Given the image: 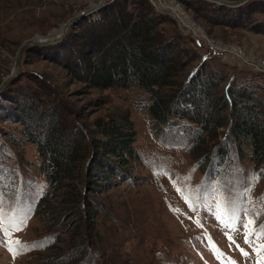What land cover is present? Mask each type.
Segmentation results:
<instances>
[{"label":"rangeland","instance_id":"rangeland-1","mask_svg":"<svg viewBox=\"0 0 264 264\" xmlns=\"http://www.w3.org/2000/svg\"><path fill=\"white\" fill-rule=\"evenodd\" d=\"M97 1L0 0V84L15 73L18 50L26 39L59 34L69 18ZM241 6L223 7L234 10ZM182 7L184 18L219 42L228 58L222 61L197 40V35L185 36L176 22L184 45L198 52L182 79L205 63L227 72L220 90L229 84L260 82L262 86L257 87L264 101V76L254 74L252 66L264 64V34L214 24L189 6ZM166 27L171 29L169 24ZM49 47H26L18 76L0 93V201L10 220L28 217L22 230L12 231L11 239L43 246L14 258L0 244V264H221L211 248L213 243L237 264H255L252 247L244 244V229L238 224V231L231 235L250 253L249 258L230 243L227 230L214 215L217 193L239 211L241 221L247 219L245 209L249 215L264 209L260 202L264 197V166L256 167L251 149L247 148L248 155L241 159L230 147L232 154L222 158L218 148L226 139L219 128L216 138L212 134L204 145L198 143L203 154H194L197 126L182 119L175 125L158 122L150 110L153 98L139 87L90 88L56 61L57 53ZM22 86L58 93L69 102L73 118L85 126L86 140L92 144L88 165L96 157L93 140L106 139L103 132L109 125L136 131L135 157L124 165L117 157L108 156L115 164L107 179L90 176L84 168L83 176L74 170L54 188L41 171L39 146L25 136L22 122L13 116L4 120L11 109L3 104L14 109L17 104H10L9 97L16 96L17 87ZM93 169L92 175L97 174L98 165ZM257 175L260 179L253 180ZM187 176L190 181L181 179L173 184V179ZM247 188H251L250 194ZM185 195L197 201V211L189 207ZM76 196V206L69 209ZM261 224L264 214L256 219V225ZM0 239L7 242L8 237L0 233Z\"/></svg>","mask_w":264,"mask_h":264},{"label":"trees","instance_id":"trees-1","mask_svg":"<svg viewBox=\"0 0 264 264\" xmlns=\"http://www.w3.org/2000/svg\"><path fill=\"white\" fill-rule=\"evenodd\" d=\"M184 1L211 23L264 34V19L258 17L264 16V0H250L234 10L207 0ZM99 12L97 21L83 19L61 43L49 47L57 53L56 61L90 88L139 87L150 94L154 100L150 110L158 122L175 125L182 119L197 126L194 154H203L204 148L198 143L204 145L212 134L216 138L218 129L223 128L226 140L218 148L222 158L232 154L231 147L244 159L250 148L256 167L264 166L260 82L229 84L220 90L227 72L205 63L182 79L198 52L184 45L176 21L168 14L157 13L149 0H114ZM23 87H17L16 96L9 97L13 102L10 104H17L14 109L3 104L11 111L1 118H19L25 136L39 146L41 171L54 188L70 178L74 170L83 176L84 168L90 176L107 179L115 164L108 156L117 157L124 165L135 157L136 131L109 125L103 132L106 139L93 140L96 157L88 165L92 144L86 140L85 126L73 118L69 102L58 93ZM95 164L98 172L92 175ZM70 202L73 205L68 208L72 209L77 196Z\"/></svg>","mask_w":264,"mask_h":264},{"label":"snow or ice","instance_id":"snow-or-ice-1","mask_svg":"<svg viewBox=\"0 0 264 264\" xmlns=\"http://www.w3.org/2000/svg\"><path fill=\"white\" fill-rule=\"evenodd\" d=\"M183 179L185 181H190L191 177H183L173 179V184L176 185L179 181ZM253 180H259L260 176H254ZM178 191H182L181 188H177ZM196 191V190H193ZM250 194L251 188H247L245 190ZM185 200L189 204V207L194 211H197L199 208V204L192 196L185 195ZM250 199V197H249ZM260 202L264 203V197L260 198ZM215 212L214 215L216 219L221 223L223 228L227 231L225 235L231 244H235L236 248L240 251L241 255L245 258L250 257V253L246 251L244 248H241L240 245L234 240L231 233H235L238 231V224L240 227L244 229V244L252 247L253 253L255 254L256 262L255 264H264V224L259 226L256 225V219L259 215L264 214V209L256 212L255 215H249L247 209L244 210L247 219L241 221L239 211L230 204V202L226 201L223 197L222 193H217L216 202L214 204ZM179 211V209H176ZM28 217L25 215L22 219H18L17 221H12L7 216V214L3 211L2 201H0V233H3L5 237H8L7 242L0 239V244H4L5 247L12 252L13 257L22 254L26 250H30L34 247H42L43 244H33V245H25L22 244L19 240H12L11 233L12 231H20L23 227L26 226ZM197 225H200V221H196ZM210 239V237H209ZM214 255L218 260L221 261V264H237L235 260H232L230 257H226L223 252H221L213 243L211 245Z\"/></svg>","mask_w":264,"mask_h":264},{"label":"water","instance_id":"water-1","mask_svg":"<svg viewBox=\"0 0 264 264\" xmlns=\"http://www.w3.org/2000/svg\"><path fill=\"white\" fill-rule=\"evenodd\" d=\"M207 1H210L217 5L237 7V6L245 4L246 2L250 0H207ZM106 3H107L106 0H98L96 3L91 5L86 10H83L77 15L72 16L62 25V28L59 34L55 36H51V34L47 36L37 35L32 38L26 39L21 44L18 50L16 63H15V73L4 78V80L0 84V93L3 91V89L8 84L9 81L13 80L15 77L18 76L20 57L26 47H35V46L48 47V46L61 43L65 39L66 35L68 34L69 30L72 27L76 26L80 21H82L85 18H91L93 14H96L101 8H103L106 5Z\"/></svg>","mask_w":264,"mask_h":264},{"label":"built area","instance_id":"built-area-1","mask_svg":"<svg viewBox=\"0 0 264 264\" xmlns=\"http://www.w3.org/2000/svg\"><path fill=\"white\" fill-rule=\"evenodd\" d=\"M114 0H109V2H112ZM152 6L155 8L157 13H163L170 15L176 22L179 23V25L182 26V29L185 31V36L189 35H197V40L205 45L206 47L213 50L215 53L218 54L219 57H221L222 61H227V57L225 56L223 49L221 48L220 43L213 41L209 37L205 36L204 34L200 33L198 30L196 24L191 23L188 19L184 18V15L181 12V9H183L182 5L185 6V8H188V5L184 0H149ZM100 11V10H99ZM97 12L96 14H93L91 17L92 21H97L101 14L100 12ZM252 66H255L256 72L264 73V64L263 63H256L252 64Z\"/></svg>","mask_w":264,"mask_h":264}]
</instances>
